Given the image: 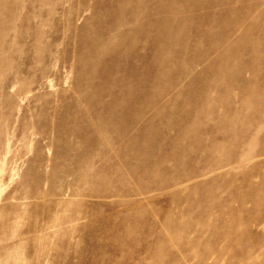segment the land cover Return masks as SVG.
I'll list each match as a JSON object with an SVG mask.
<instances>
[{
  "label": "rangeland",
  "instance_id": "obj_1",
  "mask_svg": "<svg viewBox=\"0 0 264 264\" xmlns=\"http://www.w3.org/2000/svg\"><path fill=\"white\" fill-rule=\"evenodd\" d=\"M0 264H264V0H0Z\"/></svg>",
  "mask_w": 264,
  "mask_h": 264
}]
</instances>
